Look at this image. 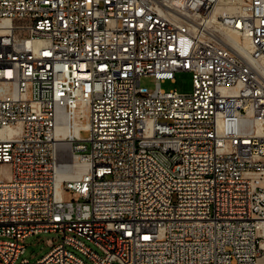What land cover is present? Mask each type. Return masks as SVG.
<instances>
[{
	"label": "built area",
	"instance_id": "obj_1",
	"mask_svg": "<svg viewBox=\"0 0 264 264\" xmlns=\"http://www.w3.org/2000/svg\"><path fill=\"white\" fill-rule=\"evenodd\" d=\"M0 166V264H260L264 0H0Z\"/></svg>",
	"mask_w": 264,
	"mask_h": 264
},
{
	"label": "rangeland",
	"instance_id": "obj_2",
	"mask_svg": "<svg viewBox=\"0 0 264 264\" xmlns=\"http://www.w3.org/2000/svg\"><path fill=\"white\" fill-rule=\"evenodd\" d=\"M141 83L142 85L147 86L150 90H153L156 86V79L152 75L143 76L141 78ZM161 87L166 90L176 89L180 92H191L193 90L192 73L188 71H179L175 75V81L165 80L162 82ZM59 237L60 235H57L56 233H41L38 235H33L28 238L22 239V242L27 247L22 257H27L30 259L31 262H36L39 258L45 255L51 248L49 242L53 241L54 243H58L61 240V238ZM263 242H264V237H263ZM77 253L80 254L79 252ZM80 255L85 258L84 255L82 254ZM263 255L264 252L262 253V256ZM114 264H118V263H114ZM260 264H262L261 258H260Z\"/></svg>",
	"mask_w": 264,
	"mask_h": 264
},
{
	"label": "bare ground",
	"instance_id": "obj_3",
	"mask_svg": "<svg viewBox=\"0 0 264 264\" xmlns=\"http://www.w3.org/2000/svg\"><path fill=\"white\" fill-rule=\"evenodd\" d=\"M233 40L235 46H240L243 50L252 49L250 41L247 38L238 37L237 35L230 34L227 36ZM79 167L87 168L86 164L79 165ZM197 170L204 171V173H213L212 158L208 156H201V159H197ZM80 172V169L71 171V175L76 176ZM208 191V184L205 180H196L195 185L192 186V194H205ZM264 223V222H263ZM263 226V224H262ZM264 249V242H263Z\"/></svg>",
	"mask_w": 264,
	"mask_h": 264
},
{
	"label": "crops",
	"instance_id": "obj_4",
	"mask_svg": "<svg viewBox=\"0 0 264 264\" xmlns=\"http://www.w3.org/2000/svg\"><path fill=\"white\" fill-rule=\"evenodd\" d=\"M261 233H262V235L264 237V223H263V226H262V229H261ZM261 263L264 264V255L261 256Z\"/></svg>",
	"mask_w": 264,
	"mask_h": 264
}]
</instances>
